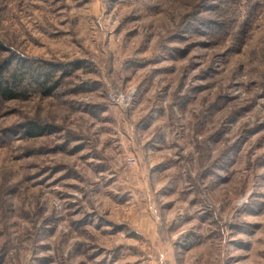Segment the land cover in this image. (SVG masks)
I'll return each mask as SVG.
<instances>
[{"label": "rangeland", "instance_id": "1", "mask_svg": "<svg viewBox=\"0 0 264 264\" xmlns=\"http://www.w3.org/2000/svg\"><path fill=\"white\" fill-rule=\"evenodd\" d=\"M0 67V264H264V0H0Z\"/></svg>", "mask_w": 264, "mask_h": 264}, {"label": "trees", "instance_id": "2", "mask_svg": "<svg viewBox=\"0 0 264 264\" xmlns=\"http://www.w3.org/2000/svg\"><path fill=\"white\" fill-rule=\"evenodd\" d=\"M0 69H2L0 67ZM3 70L0 71V81L2 82L0 84V93L5 95V96H13V92L9 89L8 86H3L2 84L5 83L6 79L3 75ZM48 78L43 82V84L41 85L42 87H44L46 90V94L49 93L53 88H54V85L53 86H49L47 85L49 82V79L51 78L50 76V73H48ZM40 82V81H39ZM28 128H29V133L32 135V136H35L37 135L38 133L41 132L42 129H44V127L37 121H30L28 122Z\"/></svg>", "mask_w": 264, "mask_h": 264}]
</instances>
